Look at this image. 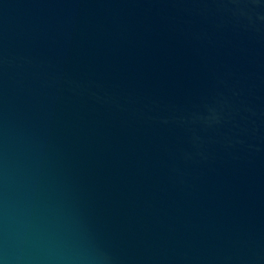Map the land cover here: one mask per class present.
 <instances>
[{
    "label": "water",
    "instance_id": "obj_1",
    "mask_svg": "<svg viewBox=\"0 0 264 264\" xmlns=\"http://www.w3.org/2000/svg\"><path fill=\"white\" fill-rule=\"evenodd\" d=\"M0 264H264V0H0Z\"/></svg>",
    "mask_w": 264,
    "mask_h": 264
}]
</instances>
